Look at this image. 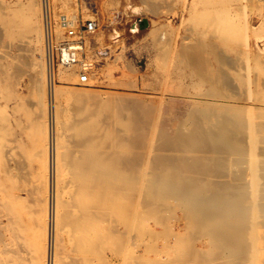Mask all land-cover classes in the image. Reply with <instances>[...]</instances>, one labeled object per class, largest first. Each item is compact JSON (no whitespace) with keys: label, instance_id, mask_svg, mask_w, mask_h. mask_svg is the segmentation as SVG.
<instances>
[{"label":"bare ground","instance_id":"obj_1","mask_svg":"<svg viewBox=\"0 0 264 264\" xmlns=\"http://www.w3.org/2000/svg\"><path fill=\"white\" fill-rule=\"evenodd\" d=\"M9 1H0V264H113L111 251L119 264H264V108L226 93L227 60L204 43L236 37L227 0L189 1L205 9L190 11L197 41L177 48L175 68L198 90L174 127L139 96L57 86L44 0L42 19L35 0ZM85 62L58 67L56 81L79 82Z\"/></svg>","mask_w":264,"mask_h":264},{"label":"rangeland","instance_id":"obj_2","mask_svg":"<svg viewBox=\"0 0 264 264\" xmlns=\"http://www.w3.org/2000/svg\"><path fill=\"white\" fill-rule=\"evenodd\" d=\"M0 1L2 2V0ZM19 1L24 4L27 0ZM35 1L36 11L38 10V15L40 13L42 19V1ZM62 1L66 5H62ZM62 1H58L61 7L56 6V8H61L68 14L77 15L79 20L81 19V22L87 19H96L99 24V29L96 33L85 38L83 51L79 55L76 63L79 64L80 62L83 63L86 61L85 64L88 66H86L87 68H83L85 71L81 69L77 70L79 67H76V70L78 71L77 73L86 72L87 77H94L95 79H92L93 82L89 85L88 83L83 85L78 81H68V83L59 80L56 81L59 70L62 69L54 64L53 70L54 73L56 72V85L58 84L57 86L59 87L79 91H92L96 93L109 92L139 96L148 102L152 108L154 107L155 111L159 112V116L160 113L163 114L160 116L161 120L164 118L167 121L168 119L166 122L167 125L169 123L171 127H174L176 124L174 119L183 115L187 106L195 101L193 97L196 99L195 95L198 90L192 87L194 85L190 84L191 80L187 81L188 78L183 79L180 77L179 79V75L176 74L179 68H175L177 67L175 62H178L176 61L175 53L184 46L185 42L186 45L187 43H189L188 45L196 43L197 39L193 33L194 27L190 24L191 17H189V13L194 10L201 12L205 8L197 5L195 9H189L190 0ZM5 2L8 4L10 1L3 0L2 3ZM226 5L229 6L230 12L235 17L233 22L236 26V37L227 43L217 41L218 38L216 35H210L209 37H205L204 43L210 42L217 44L218 50L221 48L219 53L221 56L220 59L223 60L224 58L225 61L227 60L226 62L223 60L226 64L223 63L220 67L222 71L227 73L230 79L232 78L231 89L226 90V93L236 98L237 101L235 99V102L239 106L243 104H245L243 105L244 107L255 105L254 107L257 109L261 105L260 108H264V103L261 104V102H264V0H227ZM41 19L40 22L43 25ZM42 47L44 49V43H42ZM44 52L45 49L43 50ZM249 57L250 59L252 58V61L249 60ZM31 59L28 57V60ZM208 59L212 66H216L214 59L211 60L212 56L210 58V55H208ZM43 62L44 64H41L43 68H41L44 71L45 79V59ZM69 72L72 71L69 70ZM205 88L203 87L201 90H205ZM255 96H257L256 99ZM30 101L26 106L29 109V105L31 104L30 109L32 108L31 110H33L35 107V110L36 106L32 100ZM161 103L162 105H160ZM164 104L166 105L165 108L167 111L163 108ZM184 108L185 110H183ZM159 109H164L165 111ZM165 120L163 121L165 122ZM26 143L29 149V142L27 141ZM175 215L179 217L181 212L176 211ZM149 224L153 225L152 222ZM158 230L160 229L158 228ZM171 242L172 240L169 243ZM161 243V240L158 241L156 247L166 250L164 247L165 244L162 243V245ZM199 245L201 246V244ZM167 255L174 256L170 248L167 249ZM108 257L112 261L114 260L113 264H119V260L115 261V254L112 251L108 253ZM92 258L96 259L98 257L92 256ZM94 259H91L93 264H95ZM97 262L99 261L97 260ZM100 263L102 264V262Z\"/></svg>","mask_w":264,"mask_h":264},{"label":"built area","instance_id":"obj_3","mask_svg":"<svg viewBox=\"0 0 264 264\" xmlns=\"http://www.w3.org/2000/svg\"><path fill=\"white\" fill-rule=\"evenodd\" d=\"M45 14L50 23L49 46L53 66L68 67L76 64L84 48V41L99 29L96 19H87L81 22L77 15L68 14L61 8H56L50 0H44ZM80 84L87 83L86 72L82 73Z\"/></svg>","mask_w":264,"mask_h":264}]
</instances>
